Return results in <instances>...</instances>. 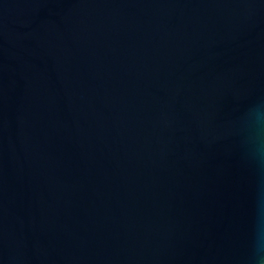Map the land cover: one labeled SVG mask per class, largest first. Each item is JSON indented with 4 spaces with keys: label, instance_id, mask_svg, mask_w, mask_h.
Returning a JSON list of instances; mask_svg holds the SVG:
<instances>
[{
    "label": "water",
    "instance_id": "95a60500",
    "mask_svg": "<svg viewBox=\"0 0 264 264\" xmlns=\"http://www.w3.org/2000/svg\"><path fill=\"white\" fill-rule=\"evenodd\" d=\"M264 0H0V264H255Z\"/></svg>",
    "mask_w": 264,
    "mask_h": 264
},
{
    "label": "clouds",
    "instance_id": "9594fccd",
    "mask_svg": "<svg viewBox=\"0 0 264 264\" xmlns=\"http://www.w3.org/2000/svg\"><path fill=\"white\" fill-rule=\"evenodd\" d=\"M255 264H264V238L258 237L256 240Z\"/></svg>",
    "mask_w": 264,
    "mask_h": 264
}]
</instances>
